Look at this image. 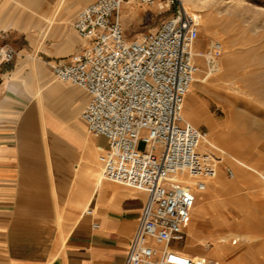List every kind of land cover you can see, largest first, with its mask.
<instances>
[{
	"label": "crops",
	"instance_id": "0c3cea01",
	"mask_svg": "<svg viewBox=\"0 0 264 264\" xmlns=\"http://www.w3.org/2000/svg\"><path fill=\"white\" fill-rule=\"evenodd\" d=\"M37 1L0 0V46L27 41L0 63V264H124L147 193L98 178L108 138L81 118L90 94L51 66L83 47L75 21L94 0Z\"/></svg>",
	"mask_w": 264,
	"mask_h": 264
},
{
	"label": "built area",
	"instance_id": "2783aa9c",
	"mask_svg": "<svg viewBox=\"0 0 264 264\" xmlns=\"http://www.w3.org/2000/svg\"><path fill=\"white\" fill-rule=\"evenodd\" d=\"M130 2L157 5L158 0L87 4L75 21L83 47L51 66L57 78L90 94L81 118L92 133L108 138L100 155L104 178L147 193L124 264H206V256L186 250L187 228L199 192L219 174L223 156L212 145L204 147L208 131L184 109L199 57L215 67L224 44L214 40L208 52L197 50L201 16L181 0H165L159 8L174 3L175 12L155 30L130 39L121 22V10ZM16 54L14 46H0V63ZM227 174L233 177L235 171L227 167Z\"/></svg>",
	"mask_w": 264,
	"mask_h": 264
},
{
	"label": "rangeland",
	"instance_id": "374dc122",
	"mask_svg": "<svg viewBox=\"0 0 264 264\" xmlns=\"http://www.w3.org/2000/svg\"><path fill=\"white\" fill-rule=\"evenodd\" d=\"M206 2L204 10L198 11L202 25L197 50L208 52L214 40H221L224 51L215 67L205 56L199 57L200 70L196 77L204 80L196 81L192 86L185 102V115L195 125L212 133L210 137L214 144L206 145L214 146L222 154L218 177L228 187L223 193L213 194L214 181L210 180L207 189L201 193L205 200L199 194L190 226L199 228L197 236H193L195 248L209 253V264H215L217 259L219 264H264V0ZM175 6L173 3L170 9H160L158 5L141 2L125 4L121 22L127 37L132 39L155 30L175 12ZM76 16L77 13L67 18L57 14L52 24L64 22L71 26ZM54 25L47 31V38L52 36ZM33 32L37 34L40 28ZM5 40L15 48L27 44L24 35L18 31L6 36ZM45 67L50 69L48 64ZM193 109L199 110L203 117L191 118ZM139 147L144 149L146 142L141 141ZM236 157L246 165L239 163ZM227 167L235 171V176L227 174ZM202 204L208 208L205 224L200 228L197 211ZM217 217L227 219L228 223L222 227L214 226L213 220ZM237 235L241 238L233 242ZM245 235L250 238L247 240ZM220 236L229 238L220 244L235 251L232 259L215 252L214 239ZM190 237L188 231L187 243ZM173 244L182 246L184 242ZM186 250L201 253L188 247Z\"/></svg>",
	"mask_w": 264,
	"mask_h": 264
},
{
	"label": "bare ground",
	"instance_id": "6f19581e",
	"mask_svg": "<svg viewBox=\"0 0 264 264\" xmlns=\"http://www.w3.org/2000/svg\"><path fill=\"white\" fill-rule=\"evenodd\" d=\"M182 1V3L186 6V8L188 9V10H190L191 12H193V13H196L197 15H199L200 13L198 12V11H202V10H204L203 8L204 7H206L207 6V2H206V0H181ZM241 2V1H240ZM165 2H164V0H158V3H157V5L158 6H160V5H162V4H164ZM191 7V8H190ZM192 8H194V9H196V10H194V9H192ZM56 9V8H55ZM59 9H61V7L59 8ZM55 12V11H54ZM59 12V11H58ZM57 12V13H58ZM56 13V14H57ZM200 16V15H199ZM202 20V19H201ZM199 51V50H198ZM202 80H204V78H200V77H196L195 78V81H194V83L196 82V81H202ZM203 82V81H202ZM194 83H193V85H194ZM192 85V86H193ZM191 89H192V87H191ZM184 113H185V109H184ZM187 114V113H186ZM190 115L192 116L191 118H194V119H199V118H202L203 117V114L199 111V110H197V109H193V110H191V112H190ZM188 116V115H187ZM186 116V117H187ZM222 134H223V130H219ZM214 133V132H213ZM210 135H212V133H210L209 131H208V134H207V142L208 143H204V147L206 148V144H214L213 143V141H212V139H211V137H210ZM223 138H224V136H223ZM207 147H209V146H207ZM93 151V150H92ZM237 158V160H238V162L239 163H241V164H245L246 165V163L242 160V159H240L239 157H236ZM244 160H245V158H244ZM248 164V163H247ZM248 166H249V164H248ZM252 166V165H251ZM238 172V171H237ZM97 176H98V178L99 179H102V178H104V175H103V170H101V169H99L98 170V172H97ZM212 180V179H211ZM100 181V180H99ZM213 181H214V186H215V188H216V191H217V193H220L219 191H223L224 190V188H225V183H224V181H223V179L222 178H219L218 177V175L216 176V177H214L213 178ZM209 182H211V181H209ZM226 187H228V186H226ZM204 192V191H203ZM202 192H200V194H201ZM202 195V197H204V200H205V196H204V194H201ZM200 195V196H201ZM208 197V196H207ZM200 197H198V199H199ZM212 198V197H211ZM204 200L202 201V202H204ZM198 201V200H197ZM207 201H205L204 203H206ZM200 204V203H199ZM196 205H197V202H196V204H195V206H194V208H193V214H194V209H195V207H196ZM199 206V205H198ZM200 207V208H199ZM198 207V211H197V214H198V217H200V219H201V225H200V228H202L203 226H204V220H205V216H206V210H207V208H208V206L207 205H205V204H202L201 206H199ZM192 218H193V215H192ZM242 220V219H241ZM192 222V221H191ZM191 222H190V224H189V227H188V231H189V234H190V240H189V243H188V248H190V250L192 249V250H196V252H201V253H196V254H198V255H201V256H206L207 258L210 256L209 255V253H207V252H202L201 250L199 251V250H197L196 248H195V244H196V241L193 239V238H195V237H193V236H197V234H196V232L199 230V228H196L195 226H190L191 225ZM228 223V220L227 219H225V218H220V217H217V218H215L214 220H213V225L214 226H217V227H222L223 225H225V224H227ZM236 224V223H235ZM239 225H241V224H239ZM236 226V225H235ZM246 234V233H245ZM242 235V234H241ZM241 235L240 236H236V239H235V237H234V239H233V242H238V239H240L241 238ZM256 236V235H255ZM254 236V237H255ZM259 236V235H258ZM243 237H245V238H247V240L250 238V236L249 235H245V236H243ZM227 236H220V237H217V238H215L214 239V241H215V252H220V255H221V257H227V258H230V259H232V257L234 256V253H235V251H233V250H229V249H225V248H223L222 246H221V244L220 243H222V242H224V241H226L227 240ZM253 238V237H252ZM200 239V238H199ZM229 239V238H228ZM251 240V239H250ZM213 241V242H214ZM201 242H203V241H201ZM207 242V241H206ZM209 242V241H208ZM251 242V241H250ZM188 251V250H187ZM240 260V259H239ZM206 264H209L208 263V261H207V263Z\"/></svg>",
	"mask_w": 264,
	"mask_h": 264
}]
</instances>
